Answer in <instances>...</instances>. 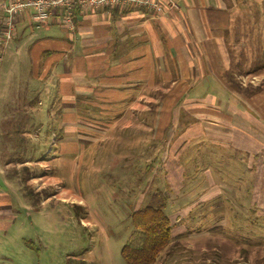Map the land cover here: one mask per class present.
<instances>
[{
    "label": "rangeland",
    "instance_id": "1",
    "mask_svg": "<svg viewBox=\"0 0 264 264\" xmlns=\"http://www.w3.org/2000/svg\"><path fill=\"white\" fill-rule=\"evenodd\" d=\"M220 1L224 8L226 5L230 9L226 1ZM232 1L236 5L230 13L229 24L226 8L223 11L222 7L219 12L216 6L206 7L207 27L213 26L209 17L215 10L221 15L222 29L219 33L216 31L219 29L216 17L218 35L213 41L221 40L215 49L211 44L203 53L215 69L216 66L227 69L229 60V73L223 74V79L220 76L214 84L202 78V71L196 69L199 74L191 73L194 83L191 79L189 82L201 83L200 92L206 87L207 96L215 97L217 105L224 104L223 97L229 96L238 103L248 100L250 103L246 101L249 103L246 106L264 119V51L257 62L249 65L252 57L240 53L245 47L243 41L235 45V52L229 46L233 45L237 31L243 30L237 22L240 14L236 12L243 11L241 14H247L248 19L256 17L264 21V0ZM254 10L259 14L254 16ZM261 20L257 21L258 26L254 25L256 30L262 25ZM227 27L229 33L225 34ZM198 59L205 62L199 56ZM3 61L0 89L23 90L27 81L25 70H17V74L11 70L9 75ZM252 65L254 70L248 71ZM162 92L159 90L157 94L160 101L165 97ZM25 99L0 97V168L4 169L0 175V193L10 197L7 212L0 214V264H125L120 255L134 230L130 215L148 206H160L171 222V242L154 264H264V213L261 211L264 200L252 196L254 168L245 174L246 166L239 165V160H233L231 165L224 161L225 165L219 159V149L226 141L207 137L209 142H190L179 157L183 169L180 185V170L173 163L169 165L170 161L165 168L153 163L149 149L156 146L159 158L179 153L182 144L165 149L167 131L155 134L159 139L156 145L147 129L141 130L138 124L123 138L125 133H115L106 141L104 129L95 127L87 132L81 125L77 138H70L72 142L77 140V144H66L61 151L55 149L61 135L54 127V103L48 100L51 97L46 96L39 108L32 105L28 119L22 115ZM164 105L160 103L159 108L164 110ZM82 108L78 106V113L85 117L96 114L89 107ZM4 112L7 118H1ZM139 120L143 123L146 119ZM44 135L48 137L46 147L29 156L35 140L44 139ZM148 166L160 172L154 175V171H147ZM173 172L177 178L172 176ZM24 178L28 179L25 184L31 189L30 194L42 195L35 208L29 205L28 201L32 200L26 198L20 181ZM214 187L221 188L218 189L220 196L214 194ZM204 195L207 197L202 200ZM202 243L206 244L205 255L200 253Z\"/></svg>",
    "mask_w": 264,
    "mask_h": 264
},
{
    "label": "crops",
    "instance_id": "2",
    "mask_svg": "<svg viewBox=\"0 0 264 264\" xmlns=\"http://www.w3.org/2000/svg\"><path fill=\"white\" fill-rule=\"evenodd\" d=\"M156 1L164 9L160 16H153L141 9L76 12L71 31H66L56 19L44 27L35 28L27 18H19L11 42L0 47V65L5 59L3 65L9 70V75L12 71L17 74V70H25L27 81L23 90L0 89V97H26L22 115H27L28 119L32 105L39 108L46 96H50L48 100L54 103V127L59 129L61 135L57 138L55 149L61 151H64L63 146L66 144H77V140H71L77 138L81 132L79 128L83 127L81 125L85 126L87 132L95 127L104 129L106 141L115 133H125L121 136L123 138L138 124L141 130L147 129L150 138L156 140V145L159 140L157 133L167 131L165 149L174 147L176 143L175 148L182 144L180 152L175 156L165 154L159 158L156 146L152 145L149 149L153 153V163L165 168L170 161L169 165L173 163L180 170V185L183 169L179 157L189 147V143L203 142L208 140L207 137L223 139L226 144L219 149V159L223 164L225 161L230 165L233 160H239V165L243 168L244 164L246 166L243 171L245 174L254 168L251 177L252 196L264 200L263 117L259 118L246 106L245 103H250L248 100L240 101L243 103L239 104L233 96L223 97L224 104L217 105L215 97L207 96L206 87L202 89L205 91L200 92L201 83L193 84L191 77L193 72L199 74L196 70L199 69L202 78L216 84L215 80L218 81L231 69L229 60L228 65H225L227 69H219L220 66L215 69L203 55L204 48L212 44L215 49L219 44L220 38L217 42L213 38H217L222 29L219 12H222V7L224 11L226 5L224 8L220 0ZM223 1L230 7L226 8L225 13L229 24L230 13L234 12L236 4L232 0ZM208 6H216L219 11H212L214 14L209 18L213 26L210 27H207L205 15ZM216 17L218 33L215 31ZM228 27L224 30L225 34L229 33ZM198 56L205 62H200ZM190 79L193 83L189 82ZM159 90L163 91L166 99L164 97L160 101L157 98ZM160 103L165 104L164 110L159 108ZM78 106L84 107L82 110L89 107L96 114L85 117L83 113H78ZM5 114L1 118H7ZM140 118L146 119L145 122L140 123ZM4 138L8 140L6 136ZM47 139L44 135V139L35 140L37 145L33 146H39L36 149L38 152L46 147ZM215 153L217 155L216 150ZM153 169H149V172L154 171L156 175L159 169ZM3 170L0 168V175ZM173 175L176 177L174 172ZM174 182L179 183L177 180ZM5 188L8 190V184ZM218 189L221 188L214 187L216 196L221 195ZM205 197L207 195L202 196V200ZM9 199L6 193H0V214L7 212ZM261 211L264 213V207ZM205 246L202 243L201 255L207 252Z\"/></svg>",
    "mask_w": 264,
    "mask_h": 264
},
{
    "label": "trees",
    "instance_id": "3",
    "mask_svg": "<svg viewBox=\"0 0 264 264\" xmlns=\"http://www.w3.org/2000/svg\"><path fill=\"white\" fill-rule=\"evenodd\" d=\"M260 6L263 8L262 5ZM236 13L240 14L237 22L239 27L243 29V32L237 31L232 43L233 45L230 43L229 46L234 48L233 51L235 52V45L243 41L245 47L241 49L242 51L240 53L252 57L251 63L249 64L251 65L262 57V52L264 51V21L260 19L262 21V27L259 26L258 30H256L254 25L258 26L259 24H257V21L260 20H257L256 17L248 19L247 14L246 16L241 14L243 11ZM252 13L255 14L254 16L259 14L258 10H254ZM254 68L255 67L252 65L248 68V71L254 70ZM36 152L35 146H33V149H30L28 154L29 156H34ZM149 169L151 168H148L147 171H149ZM26 180L28 179L24 178L20 181L26 191V198L32 200H27L30 203V207L35 208L34 206L38 205V200L42 195L40 193H33V195L30 194L31 189L25 184L27 182ZM130 219L134 230L130 234L126 244L122 247L120 256L125 264H154L158 259L159 254H161L171 242V222L169 217L164 214V211L160 206H148L139 208L133 212L130 215Z\"/></svg>",
    "mask_w": 264,
    "mask_h": 264
},
{
    "label": "built area",
    "instance_id": "4",
    "mask_svg": "<svg viewBox=\"0 0 264 264\" xmlns=\"http://www.w3.org/2000/svg\"><path fill=\"white\" fill-rule=\"evenodd\" d=\"M113 9H141L153 16L164 13L162 5L156 0H2L0 47L11 42L16 21L21 17L27 18L35 28L44 27L56 19L66 31H71L76 12L82 14Z\"/></svg>",
    "mask_w": 264,
    "mask_h": 264
}]
</instances>
